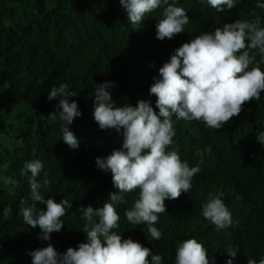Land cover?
I'll return each mask as SVG.
<instances>
[{"label":"trees","instance_id":"16d2710c","mask_svg":"<svg viewBox=\"0 0 264 264\" xmlns=\"http://www.w3.org/2000/svg\"><path fill=\"white\" fill-rule=\"evenodd\" d=\"M256 4L242 0L221 13L198 0H179L190 23L184 33L161 41L155 35L161 8L134 27L119 0H0V264H32L29 253L48 244L39 239V227L26 225L20 212L22 200L31 203V173L22 174L26 162H43L48 184L41 194L46 199H67L73 205L61 218V231L51 234L60 253L86 242V221L77 211L81 205L100 208L118 191L112 174L95 163L122 147L120 133L101 130L94 120L98 85L116 82L111 92L117 106L145 100L158 112L150 86L174 49L224 23L264 17ZM261 60L257 55L264 70ZM61 83L78 94L70 100L78 103L82 116L69 125L80 141L77 149L61 140V122L48 119L59 103V98L50 102L48 93ZM172 119L176 135L170 148L201 169L191 190L165 201L166 212L155 225L163 231L159 241L148 234L147 224L133 225L124 215L139 190L126 193V203L116 206L120 220L115 231L161 254L163 264H174L177 244L191 238L203 244L216 264L228 259L233 264L259 262L264 258V146L257 135L264 131V92L259 100L245 102L241 113L219 130L197 120ZM9 177L18 184H6ZM37 179L43 184V171ZM209 193L223 194L232 213L230 227L217 230L202 216ZM6 207L12 209L7 220ZM230 246L238 249L234 258L226 252Z\"/></svg>","mask_w":264,"mask_h":264},{"label":"clouds","instance_id":"9594fccd","mask_svg":"<svg viewBox=\"0 0 264 264\" xmlns=\"http://www.w3.org/2000/svg\"><path fill=\"white\" fill-rule=\"evenodd\" d=\"M198 2L222 13L235 8L242 0ZM119 3L134 27L145 20L146 14L161 8L162 16L155 25L156 38L161 41L184 33L190 23L186 9L178 6L179 0H119ZM256 7L264 9V0H257ZM257 55L264 62V17L259 16L251 21L224 23L174 49L150 86L158 112L151 101L145 100H139L135 106L129 103L117 106L111 92L117 87L116 82L99 84L94 91V120L101 130L112 128L120 133L122 147L105 158L97 157L95 163L100 170L112 174L118 191L110 193L109 201L100 208L81 205L77 211L86 221L83 229L86 242L60 253L51 243V234L61 231L64 226L61 218L73 205L67 199L59 203L46 199L41 194V188L48 184L43 162L39 159L26 162L22 174L31 173V203L22 200L20 212L23 222L32 228L38 226L39 239L48 242L47 246L29 253L32 264H163L161 254H153L150 248L131 237L124 239L122 233L115 231L120 220L116 206L126 203V193L139 190L138 198L124 215L133 225L147 224L152 239L162 238L163 231L155 225L159 214L166 212L165 201L188 193L194 176L201 170L198 165L190 166L182 160L178 149L170 148L176 135L173 116L222 129L241 113L245 102L259 100L264 92V70ZM77 95L67 83L52 86L48 93L50 102L59 98L56 110L48 119L61 122V140L72 149L80 144L69 127L82 116L78 103L70 100ZM257 140L264 146V131H258ZM42 171L43 184L37 179ZM5 183L16 186L18 181L9 177ZM222 196V193H209L207 201L201 205L202 216L217 230L233 223L232 213ZM38 203L46 208L39 207ZM11 213V207H6L3 219L7 220ZM237 251L230 246L226 252L234 258ZM174 264H216V261L201 242L191 238L177 244ZM226 264H233V259H228ZM248 264H264V258L259 262L248 260Z\"/></svg>","mask_w":264,"mask_h":264}]
</instances>
